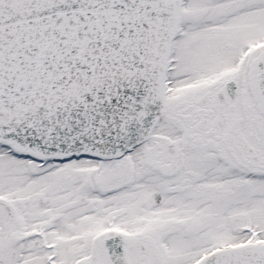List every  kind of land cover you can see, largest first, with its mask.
<instances>
[{"label": "snow or ice", "instance_id": "snow-or-ice-1", "mask_svg": "<svg viewBox=\"0 0 264 264\" xmlns=\"http://www.w3.org/2000/svg\"><path fill=\"white\" fill-rule=\"evenodd\" d=\"M0 264H264V0H0Z\"/></svg>", "mask_w": 264, "mask_h": 264}]
</instances>
